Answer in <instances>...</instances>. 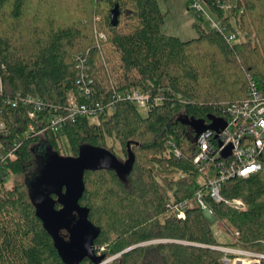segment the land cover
I'll list each match as a JSON object with an SVG mask.
<instances>
[{
  "label": "trees",
  "instance_id": "trees-1",
  "mask_svg": "<svg viewBox=\"0 0 264 264\" xmlns=\"http://www.w3.org/2000/svg\"><path fill=\"white\" fill-rule=\"evenodd\" d=\"M87 1L90 17L85 22L56 23L38 11L36 23L27 25L24 35L0 26L4 96L18 104L4 109L9 133L1 142L6 148L22 143L15 159H8L0 171V264H64L36 216L31 182L41 156L78 158L85 148L111 152L123 163L129 149L135 155L127 176L103 169L87 171L84 178L80 205L89 209V220L101 229L97 254L117 257L110 264H224L219 247L264 254V170L222 186L221 195L243 200L245 211L216 203L206 194L211 222L194 201L199 191L207 190L199 184L202 173L194 163L198 139L191 125L208 116L226 117L225 109L248 98L249 78L264 96V26H257L264 22V0H236L234 5L228 0H197L238 36L233 44L200 24H193L197 36L188 41L162 33L165 17L157 0ZM27 5L28 0H0V21L21 22L32 12ZM114 10L119 12L116 27L111 24ZM101 34L105 40L98 39ZM206 48L214 51L213 57ZM103 50L118 61L116 68L109 66L110 73ZM229 64L246 68L245 83L237 80L240 92L230 89L234 83L228 80ZM83 77L92 90L90 99L103 105L127 92L148 96L146 116L144 109L120 99L113 111L97 119L79 118L59 132L48 128L40 136L29 134L31 124L42 126L29 120L18 97H40L47 107H61L69 95H78ZM211 80L214 83L203 93L202 82ZM157 99L159 104L154 103ZM112 138L122 154L109 146ZM30 171L31 178L25 179ZM3 173L9 174V183ZM18 177L25 180L17 182ZM171 199L191 202L186 220L166 207ZM215 225L228 241L215 238ZM60 235L67 239L65 231Z\"/></svg>",
  "mask_w": 264,
  "mask_h": 264
},
{
  "label": "built area",
  "instance_id": "built-area-1",
  "mask_svg": "<svg viewBox=\"0 0 264 264\" xmlns=\"http://www.w3.org/2000/svg\"><path fill=\"white\" fill-rule=\"evenodd\" d=\"M194 2V5L197 4L200 15L207 18L212 31L222 34L230 44L237 42L238 36L236 34L230 33L222 22L211 14L203 4L197 2V0ZM194 8L195 6H193ZM98 39L105 40L106 37L101 34ZM2 69H4V66H2ZM248 81V98L224 110L226 117L222 119L226 121L227 127L220 133L218 139H215L216 133L212 131H207L198 138L199 152L194 159V163L202 173L199 184L206 187L207 191H199L194 201L211 222L214 221V216L204 201L206 194L216 203H224L238 211H245L247 207L243 200L224 198L221 195L222 186L231 179L237 177L248 178L250 175L264 170V96L258 90L252 78H249ZM81 83L77 91L78 95H69L66 104L61 107H47L40 97L19 96L17 100L28 109L29 120L42 126L37 129L35 124H31L28 133L33 136H40L48 128L53 132H59L63 130L67 122L76 121L79 118L97 119L106 115L107 112L113 111L115 101L120 99L130 101L140 109L146 110L149 107L148 96L139 91L127 92L121 97L117 96L111 103L103 105L99 101L90 99L92 90L86 85L85 77L81 79ZM160 101V99H157L154 103L159 104ZM7 105L16 107L18 104L17 101L4 96L3 76L0 75V171H3V164L8 159H15L16 155L14 153L22 145L19 142L6 148L1 142V137L7 136L9 133L4 117V109ZM229 147L231 148V154L224 158L223 153ZM174 153L178 157L181 156V153L175 148ZM210 174H213V176L210 177ZM3 178L7 181L10 180L8 173H3ZM190 205V201L175 203L171 199L166 207L172 210L178 219L184 221L186 220V210ZM213 232L215 238L219 241L223 234L218 225L213 226ZM218 249L224 253L222 258L224 264H250L246 262L248 256L257 259L256 263L258 264H260L261 259H264V254L241 250H234L232 253H235L237 257L232 259L228 256V249L231 250V248L219 247Z\"/></svg>",
  "mask_w": 264,
  "mask_h": 264
},
{
  "label": "water",
  "instance_id": "water-1",
  "mask_svg": "<svg viewBox=\"0 0 264 264\" xmlns=\"http://www.w3.org/2000/svg\"><path fill=\"white\" fill-rule=\"evenodd\" d=\"M118 13L114 10L111 14V24L114 27L119 23ZM191 125L194 127L196 139L207 131L215 132V139H218L227 127L226 121L216 116L193 121ZM230 154L229 147L223 156L227 158ZM134 164L135 155L130 149L124 163L111 152L94 148L83 149L78 158L56 155L47 157L45 167L40 170L33 183L37 199L36 216L52 237L57 254L64 264H81L86 259L92 264H106L105 256L98 255V248L95 247L101 229L89 220V209L80 205L86 190V172L110 169L127 176ZM35 177L36 174L33 180ZM62 231L67 233V239L61 237Z\"/></svg>",
  "mask_w": 264,
  "mask_h": 264
},
{
  "label": "rangeland",
  "instance_id": "rangeland-1",
  "mask_svg": "<svg viewBox=\"0 0 264 264\" xmlns=\"http://www.w3.org/2000/svg\"><path fill=\"white\" fill-rule=\"evenodd\" d=\"M195 0H157L160 10L163 13L165 19H164V24L161 28L162 33L169 35V36H174L178 37L183 41H188L191 40L192 38H196L197 34L195 29L193 28V24H200L202 25L207 31H210V26L208 23L207 18L204 15H200V12L197 8V4L194 2ZM229 4L234 5L236 3V0H228ZM89 3L87 0H28V8L30 11V15L28 17H23L21 22H16V21H0V26L6 27V30L13 32V33H21V35H24V28L31 24V22L36 23L34 20V14H37L39 11L40 14L45 16L47 14L50 15V17L56 22V23H78V22H85L87 19L90 17L89 13ZM91 5V11L94 13L95 11V6ZM193 6L195 8L193 9ZM205 8V7H203ZM206 9V8H205ZM44 20L41 23L45 22V18L43 17ZM41 19V18H40ZM39 19V20H40ZM41 25V24H40ZM257 26L259 29H263L264 22L257 23ZM8 32V33H10ZM243 37V36H241ZM239 40H244L243 38H239ZM107 48V47H106ZM108 55H105V51L103 50V56L105 57V64L107 66L108 72L110 73V69L112 67H117L118 66V61L116 56L109 50H107ZM205 53L208 54V56L213 57L214 51L210 48H206L204 50ZM264 56V55H262ZM103 57V58H104ZM220 56L214 57V59H220ZM106 60L109 62H106ZM226 68L229 67L231 70L228 71L229 75V83H234V86L231 84L229 85L232 90H239L237 92H240V86L241 83H245V72L246 68L241 67L238 68L234 64H229L225 65ZM240 69V70H239ZM245 71V72H244ZM113 77V76H112ZM237 80H240L241 83L237 82ZM214 83L213 80L211 81H203L201 88L204 90L203 93H206V89ZM214 92V89H212ZM223 93V92H222ZM243 95V94H242ZM228 96V94H227ZM228 97H225L221 95V99H225ZM146 110H141V113L146 116L147 112ZM109 116V115H108ZM107 116V117H108ZM108 142L110 143L109 146L112 147V149L118 153V155L122 154L121 153V147L119 143L114 140V138L109 139ZM70 157V155H65L63 157ZM46 160L47 157H42L40 158L39 164L36 165V177L34 180L31 182L32 187H33V182L37 179L39 176L40 170H42L45 165H46ZM213 174H210V177H212ZM31 178V171L26 173L25 179H30ZM24 177H18L17 182H23ZM9 183V181H8ZM12 184V183H11ZM11 184H8L9 186ZM219 241L225 242L228 241V238L225 236V234L221 237ZM103 250V248L101 249ZM234 250L237 251V249H228V256L229 258L232 257V259H235L237 255L235 253H232ZM99 251V249H98ZM242 251V250H241ZM246 252V251H245ZM252 253V252H249ZM234 254V255H233ZM99 255L101 256L100 252ZM235 257V258H234ZM117 257H110L105 259L106 264H110L114 259ZM255 258L248 256L246 262L250 264H258L256 263Z\"/></svg>",
  "mask_w": 264,
  "mask_h": 264
},
{
  "label": "flooded vegetation",
  "instance_id": "flooded-vegetation-1",
  "mask_svg": "<svg viewBox=\"0 0 264 264\" xmlns=\"http://www.w3.org/2000/svg\"><path fill=\"white\" fill-rule=\"evenodd\" d=\"M54 198V197H53Z\"/></svg>",
  "mask_w": 264,
  "mask_h": 264
}]
</instances>
